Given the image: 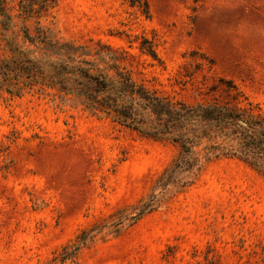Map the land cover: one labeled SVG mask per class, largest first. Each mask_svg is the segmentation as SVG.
I'll use <instances>...</instances> for the list:
<instances>
[{
    "label": "rangeland",
    "instance_id": "374dc122",
    "mask_svg": "<svg viewBox=\"0 0 264 264\" xmlns=\"http://www.w3.org/2000/svg\"><path fill=\"white\" fill-rule=\"evenodd\" d=\"M17 5L5 0L10 15ZM40 21L64 40L124 52L133 78L173 101L237 102L264 117V0H59ZM177 151L53 89L2 93L0 264L46 262L145 196ZM76 264H264V176L235 158L209 161L165 205L99 235Z\"/></svg>",
    "mask_w": 264,
    "mask_h": 264
},
{
    "label": "trees",
    "instance_id": "16d2710c",
    "mask_svg": "<svg viewBox=\"0 0 264 264\" xmlns=\"http://www.w3.org/2000/svg\"><path fill=\"white\" fill-rule=\"evenodd\" d=\"M58 1L18 0L13 16L0 0V45L7 53L0 59V95L53 89L142 136L172 142L178 151L145 196L82 228L42 264H76L81 250L99 235H117L165 205L191 186L209 161L235 158L264 176V117L238 106L240 92L230 81L235 103L173 101L133 78L123 64L124 52L100 42L90 46L64 40L53 24H43L40 19ZM142 41L140 48L156 58Z\"/></svg>",
    "mask_w": 264,
    "mask_h": 264
}]
</instances>
